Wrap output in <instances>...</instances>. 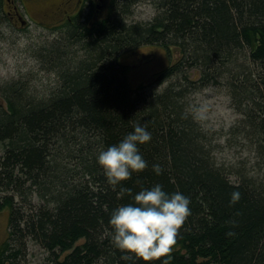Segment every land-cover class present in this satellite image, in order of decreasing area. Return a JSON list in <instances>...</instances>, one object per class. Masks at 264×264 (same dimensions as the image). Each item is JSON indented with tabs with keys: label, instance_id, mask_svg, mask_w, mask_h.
Segmentation results:
<instances>
[{
	"label": "trees",
	"instance_id": "trees-1",
	"mask_svg": "<svg viewBox=\"0 0 264 264\" xmlns=\"http://www.w3.org/2000/svg\"><path fill=\"white\" fill-rule=\"evenodd\" d=\"M138 1L108 0L104 17L81 20L83 9L64 25L63 39L37 57L58 77L48 96L25 80L7 86L0 212L9 210V226L0 264H24L30 241L44 249V264H161L115 246L109 224L114 208L156 183L190 198L166 264H264V0H159L153 20L129 22ZM139 45L179 54L154 78L168 83L160 91L133 87L119 62ZM190 68L200 80L183 74ZM211 83L244 115L225 142L254 154L253 171L246 159L219 162L221 145L191 110L190 93ZM136 123L151 132L139 145L147 166L113 186L97 154Z\"/></svg>",
	"mask_w": 264,
	"mask_h": 264
},
{
	"label": "rangeland",
	"instance_id": "rangeland-1",
	"mask_svg": "<svg viewBox=\"0 0 264 264\" xmlns=\"http://www.w3.org/2000/svg\"><path fill=\"white\" fill-rule=\"evenodd\" d=\"M23 19L15 25L6 15L10 3L1 0L0 5V105L7 108L5 92L7 86L15 85L22 80L30 84V90L40 92L38 96L45 97L51 90L57 87L58 77L37 61L40 51L49 48L53 42L63 39L65 28L62 14L52 13L60 0H12ZM89 19L93 22V11ZM160 10L159 0H139L133 8L129 22L143 23L153 20ZM88 12V11H86ZM106 12V11H105ZM69 16V14L67 15ZM73 16V13H71ZM89 23L92 24V23ZM46 24V25H45ZM63 24V25H62ZM70 51L73 53V50ZM179 54L173 52L168 57L165 49L159 46L139 45L134 50L120 54L119 62L129 66V80L133 87L145 85L153 87L155 77L159 71L175 63ZM188 68V67H187ZM183 74L189 80L201 79V70L190 68L184 69ZM167 82V81H166ZM168 83L157 87V91L165 88ZM191 110L202 126V129L214 135L219 142L216 155L219 162L237 164L240 160H247L246 167L253 171L256 166L254 154L246 149L239 148L235 151L225 141L232 128L244 119L243 113L236 110L232 105V97L223 86L209 84L190 93L188 96ZM188 100V101H189ZM2 151V147H0ZM234 179V176H231ZM37 202V199H34ZM9 210L0 212V242L8 237ZM82 242V241H80ZM65 255V254H64ZM64 255L62 257H64ZM24 264H44L47 254L38 244L30 241L26 245Z\"/></svg>",
	"mask_w": 264,
	"mask_h": 264
},
{
	"label": "clouds",
	"instance_id": "clouds-1",
	"mask_svg": "<svg viewBox=\"0 0 264 264\" xmlns=\"http://www.w3.org/2000/svg\"><path fill=\"white\" fill-rule=\"evenodd\" d=\"M150 139L148 128L136 123L133 130L119 142L98 152L97 161L110 184H121L133 171L143 170L147 166L139 145ZM152 167L160 173L159 163ZM238 197V190H234L232 200ZM133 200L134 203L121 204L110 214L113 243L147 260L163 257L161 264H166L169 259L166 254L171 251L179 226L190 211V198L181 191L166 192L161 184L156 183L136 192Z\"/></svg>",
	"mask_w": 264,
	"mask_h": 264
},
{
	"label": "flooded vegetation",
	"instance_id": "flooded-vegetation-1",
	"mask_svg": "<svg viewBox=\"0 0 264 264\" xmlns=\"http://www.w3.org/2000/svg\"><path fill=\"white\" fill-rule=\"evenodd\" d=\"M8 3H10V7L12 8L7 11L6 15L15 25H18V22L21 23L22 21V15L17 9L16 6H14V1L12 0H6ZM86 0H60L59 5L53 9L52 13H57V15L62 14V18L64 19V24L72 23L73 18L77 17L79 15V12L84 9L83 16L81 17V20L89 19L87 18V14L85 11L88 10V7H90L93 11V21H96L100 19L101 17H104L108 12H105L106 9H108V0H90L89 4L90 6H85ZM71 13H73V16H71ZM69 14V16H67ZM21 20V21H20ZM46 25V24H45ZM63 25V24H62Z\"/></svg>",
	"mask_w": 264,
	"mask_h": 264
},
{
	"label": "bare ground",
	"instance_id": "bare-ground-1",
	"mask_svg": "<svg viewBox=\"0 0 264 264\" xmlns=\"http://www.w3.org/2000/svg\"><path fill=\"white\" fill-rule=\"evenodd\" d=\"M88 8H90V7H88ZM87 11H89V9L87 10ZM87 13V12H86ZM68 24V23H67Z\"/></svg>",
	"mask_w": 264,
	"mask_h": 264
}]
</instances>
